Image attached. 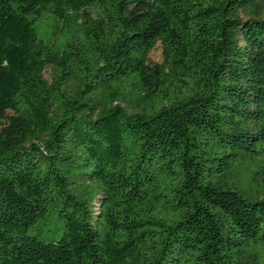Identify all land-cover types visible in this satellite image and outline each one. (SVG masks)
I'll return each mask as SVG.
<instances>
[{"label": "trees", "instance_id": "1", "mask_svg": "<svg viewBox=\"0 0 264 264\" xmlns=\"http://www.w3.org/2000/svg\"><path fill=\"white\" fill-rule=\"evenodd\" d=\"M1 120L0 264H264V0H0Z\"/></svg>", "mask_w": 264, "mask_h": 264}, {"label": "rangeland", "instance_id": "2", "mask_svg": "<svg viewBox=\"0 0 264 264\" xmlns=\"http://www.w3.org/2000/svg\"><path fill=\"white\" fill-rule=\"evenodd\" d=\"M149 59L152 63H162L163 61V51L161 48V45L158 44L155 49L150 53ZM46 79L50 81V71L46 70L44 73ZM9 121L8 120H1L0 121V131H2L7 125Z\"/></svg>", "mask_w": 264, "mask_h": 264}]
</instances>
